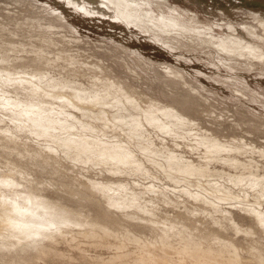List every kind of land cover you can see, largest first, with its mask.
Listing matches in <instances>:
<instances>
[{
    "label": "rangeland",
    "instance_id": "rangeland-1",
    "mask_svg": "<svg viewBox=\"0 0 264 264\" xmlns=\"http://www.w3.org/2000/svg\"><path fill=\"white\" fill-rule=\"evenodd\" d=\"M0 264H264V0H0Z\"/></svg>",
    "mask_w": 264,
    "mask_h": 264
},
{
    "label": "bare ground",
    "instance_id": "bare-ground-1",
    "mask_svg": "<svg viewBox=\"0 0 264 264\" xmlns=\"http://www.w3.org/2000/svg\"><path fill=\"white\" fill-rule=\"evenodd\" d=\"M89 99H90V98H89ZM87 100H88V99H87ZM66 102H67V101H66ZM70 102H71V101H70ZM84 102H85V101H84ZM172 114H173V113H172ZM173 115H174V114H173ZM174 116H175L176 118H179L178 115H177V116L174 115ZM113 117H114V116H113ZM128 121H129V120H128ZM152 121H153V120L150 119V122H152ZM156 121H157V120H156ZM167 121H168V120H167ZM110 123H111V122H110ZM164 123H165V122H164ZM133 124H134V123H133ZM176 124H179V123H176ZM149 125H150V124H149ZM170 127H171V126H170ZM162 129H163V128H162ZM137 130H138V129H137ZM168 130H169V129H168ZM113 150H114V149H113ZM109 151H110V150H109ZM107 152H108V151H107ZM103 154H104V153H103ZM100 155H101V154H100ZM107 155H108V154H107ZM116 156H117V155H116ZM103 157H104V156H103ZM107 157H108V156H107ZM122 159H123V158H122ZM124 160H125V159H124ZM109 161H110V160H109ZM126 161H127V160H126ZM116 162H117V161H116ZM111 163H112V161H111ZM237 181H238V180H237ZM239 182H240V181H239ZM35 206H36V205H35ZM27 213H28V212H27ZM31 214H32V213H31ZM16 215H17V214H16ZM31 216H32V215H31ZM36 219H37V218H36ZM17 220H18V219H17ZM33 220H35V219H33ZM9 223H11V225H12L13 227H15V226H17V227H21V225H20L19 223H17V222H16V223H17V224H16V223H14V222H12V221L9 220ZM49 227H50V226H49ZM11 228H12V227H11ZM39 228H41V227H39ZM42 228H43V227H42ZM42 228H41V229H42ZM48 229H49V228H48ZM27 236H28V235H27Z\"/></svg>",
    "mask_w": 264,
    "mask_h": 264
}]
</instances>
